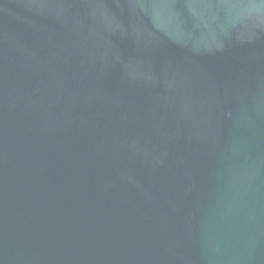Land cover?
<instances>
[{
  "label": "water",
  "instance_id": "95a60500",
  "mask_svg": "<svg viewBox=\"0 0 264 264\" xmlns=\"http://www.w3.org/2000/svg\"><path fill=\"white\" fill-rule=\"evenodd\" d=\"M0 264H264V0H0Z\"/></svg>",
  "mask_w": 264,
  "mask_h": 264
}]
</instances>
